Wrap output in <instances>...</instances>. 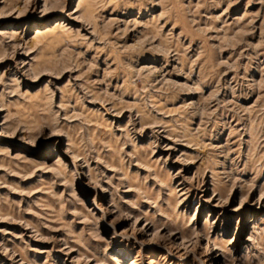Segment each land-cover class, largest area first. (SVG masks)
Returning <instances> with one entry per match:
<instances>
[{"label": "rangeland", "instance_id": "obj_1", "mask_svg": "<svg viewBox=\"0 0 264 264\" xmlns=\"http://www.w3.org/2000/svg\"><path fill=\"white\" fill-rule=\"evenodd\" d=\"M0 264H264V0H0Z\"/></svg>", "mask_w": 264, "mask_h": 264}, {"label": "bare ground", "instance_id": "obj_2", "mask_svg": "<svg viewBox=\"0 0 264 264\" xmlns=\"http://www.w3.org/2000/svg\"><path fill=\"white\" fill-rule=\"evenodd\" d=\"M208 245L204 246L203 250H204V253L208 254V253H211L212 250H213V246L211 245V242H208L207 243Z\"/></svg>", "mask_w": 264, "mask_h": 264}]
</instances>
